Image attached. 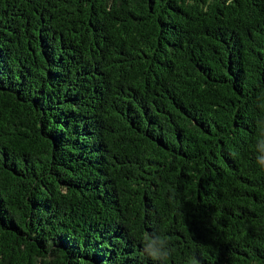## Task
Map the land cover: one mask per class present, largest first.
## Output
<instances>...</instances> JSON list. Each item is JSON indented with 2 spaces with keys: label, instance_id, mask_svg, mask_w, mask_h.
Returning a JSON list of instances; mask_svg holds the SVG:
<instances>
[{
  "label": "trees",
  "instance_id": "1",
  "mask_svg": "<svg viewBox=\"0 0 264 264\" xmlns=\"http://www.w3.org/2000/svg\"><path fill=\"white\" fill-rule=\"evenodd\" d=\"M264 0H0V264H264Z\"/></svg>",
  "mask_w": 264,
  "mask_h": 264
},
{
  "label": "clouds",
  "instance_id": "2",
  "mask_svg": "<svg viewBox=\"0 0 264 264\" xmlns=\"http://www.w3.org/2000/svg\"><path fill=\"white\" fill-rule=\"evenodd\" d=\"M257 147L261 152H264V141L259 145L256 144V150ZM256 160L260 167L264 168V155H257ZM143 252L152 261L167 264L172 255L171 238L164 235L145 233L143 236ZM189 264H200V261L192 257Z\"/></svg>",
  "mask_w": 264,
  "mask_h": 264
}]
</instances>
